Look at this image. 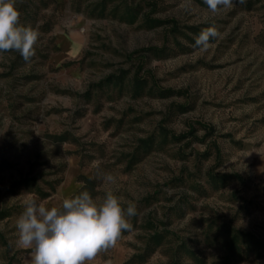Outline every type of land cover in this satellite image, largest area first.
<instances>
[{"label":"rangeland","instance_id":"1","mask_svg":"<svg viewBox=\"0 0 264 264\" xmlns=\"http://www.w3.org/2000/svg\"><path fill=\"white\" fill-rule=\"evenodd\" d=\"M17 7L40 36L30 61L0 55V264H30L16 243L27 198L58 205L86 180L137 208L93 264H224L235 232L227 264H264V0L218 14L204 0Z\"/></svg>","mask_w":264,"mask_h":264},{"label":"clouds","instance_id":"2","mask_svg":"<svg viewBox=\"0 0 264 264\" xmlns=\"http://www.w3.org/2000/svg\"><path fill=\"white\" fill-rule=\"evenodd\" d=\"M245 0H204L208 10H221ZM40 33L21 22L17 0H0V55L15 51L27 62L35 55ZM214 27L200 32L195 47L206 51L210 40L218 38ZM103 180L116 184V177L105 173ZM136 204L109 188L99 199L88 191L65 197L58 205H48L29 197L16 221L17 245L31 250L30 264H93L98 255L117 246L125 232L133 231L130 217ZM110 264V262H109Z\"/></svg>","mask_w":264,"mask_h":264},{"label":"trees","instance_id":"3","mask_svg":"<svg viewBox=\"0 0 264 264\" xmlns=\"http://www.w3.org/2000/svg\"><path fill=\"white\" fill-rule=\"evenodd\" d=\"M104 8V6H101V11L102 9ZM134 14H136V10H134L133 8H126L125 10V15L127 17H129V19L131 21L134 20ZM140 80H135V83H136V89H140L141 85H140ZM212 179V182L215 183L216 185H225L224 184V181L225 179H234V180H238V181H241V176H239L238 174H233V175H230V176H215V177H211ZM86 184L84 185V187L82 188V191L78 192L76 195H78L79 193L83 192V191H89V184H92L90 181L86 180L85 182ZM218 183V184H217ZM136 218V216H134V219ZM127 232L123 233V235H125ZM239 234L238 232H235L231 238L229 239V241L227 242V247L229 249V255H228V258H226L224 264H227L229 263V261H232L233 259H236V255H241L239 254L238 252L240 251V245L238 244L240 242V237H239ZM242 237H244V235H242ZM152 239L155 241V244L156 245H159L160 244V240L162 239V235L160 236V234L157 232L154 234V236L152 237ZM250 244V241H248L247 245ZM250 249V248H249ZM252 250V249H251ZM28 251H31V250H28ZM146 257V256H144ZM145 259V258H144ZM141 260L142 261H144Z\"/></svg>","mask_w":264,"mask_h":264}]
</instances>
